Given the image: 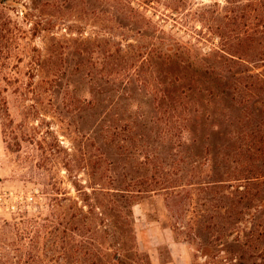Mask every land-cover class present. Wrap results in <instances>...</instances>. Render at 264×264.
I'll list each match as a JSON object with an SVG mask.
<instances>
[{
    "label": "rangeland",
    "instance_id": "obj_1",
    "mask_svg": "<svg viewBox=\"0 0 264 264\" xmlns=\"http://www.w3.org/2000/svg\"><path fill=\"white\" fill-rule=\"evenodd\" d=\"M128 2L155 31L145 33L141 23L129 21L123 10ZM0 30L3 216L4 211L33 214L39 209L49 216L54 198L69 199L59 213L76 212L84 199L77 187L90 193L92 186L91 118L80 111L77 99L89 96L86 71L93 57L107 59L119 75L137 71V85L154 86L175 72L158 69L152 60L166 41L203 57V69H213L219 78L210 83L190 66L188 79L205 89V96L194 100H200L194 115L204 123L197 134L192 129L200 150L195 146L186 152L188 178L172 179L181 183L179 188L133 205L135 240L128 248L135 246L138 254H129L126 263L258 264L257 256L264 255V179H254L248 201L237 204L246 185L238 180L245 167L237 160L239 122L257 118L264 108L242 84V76L264 71V0H10L0 3ZM221 32L227 34L223 41L234 46L232 62L215 54H223ZM138 51L143 54L136 61L123 60L122 55ZM212 84L218 85L215 90ZM110 175L103 180L105 188H113Z\"/></svg>",
    "mask_w": 264,
    "mask_h": 264
},
{
    "label": "trees",
    "instance_id": "obj_2",
    "mask_svg": "<svg viewBox=\"0 0 264 264\" xmlns=\"http://www.w3.org/2000/svg\"><path fill=\"white\" fill-rule=\"evenodd\" d=\"M9 2L0 0L3 5ZM123 10L130 22L141 23L145 33L155 31L151 20L130 6V2L124 3ZM219 36L223 41L227 34L221 32ZM219 49L223 54L215 52L216 56L232 62L229 57H233L235 51L231 41H223ZM132 54L134 56L122 55L123 60L136 61L143 53ZM154 59L158 69L175 68V72L166 77L169 82L137 85L134 82L140 74L137 71L119 75L120 72L108 67L107 59L93 57L92 68L86 71L89 96L77 99L80 111L91 118L87 122L94 150L91 191L77 187L84 199H80L81 206L77 202L76 212L71 216L57 210L58 207L64 209L68 198L50 199L56 206H50L49 216L42 209L33 214L27 210L4 211L9 217L0 213V264H127L125 259L130 258L129 254L137 256L135 246L128 248L135 240L131 219L133 205L142 197L171 193L179 188L181 183L172 179L188 178L186 152L195 146L200 150L192 129L195 127L197 134L204 123L194 115L199 113L196 106L200 104V100H194L205 96V89L200 83L192 85L193 81L188 79L190 66L195 76L209 78L210 83L219 78L213 69H203V57L190 54L180 44L162 41ZM161 75L159 73L158 77ZM242 79L250 92L247 96L256 103H263L264 71L242 76ZM217 86L212 84L210 88L215 90ZM137 95L143 96L142 101L137 100ZM239 124L242 138L237 162L245 170L240 169L238 180H245L246 185L244 191L239 192L237 204L248 201L254 179H264V108L257 118L241 120ZM108 155L112 159H107ZM198 162L199 159L193 168L199 169ZM107 174H111L108 179H113V188H105L103 180ZM261 184L264 185V181ZM107 202L113 207L109 208ZM126 204L130 210L126 211ZM255 236V240H259L260 235ZM109 240L113 243L107 247ZM257 257L261 259L255 262L264 264V255Z\"/></svg>",
    "mask_w": 264,
    "mask_h": 264
}]
</instances>
